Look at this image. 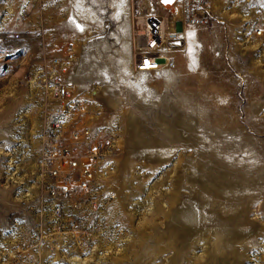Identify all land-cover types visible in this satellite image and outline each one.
<instances>
[{
  "label": "rangeland",
  "instance_id": "obj_1",
  "mask_svg": "<svg viewBox=\"0 0 264 264\" xmlns=\"http://www.w3.org/2000/svg\"><path fill=\"white\" fill-rule=\"evenodd\" d=\"M211 2L165 47L172 70L134 72L161 0H65L59 38L27 41L74 55L66 83L113 140L108 176L58 230L36 177L51 103L26 79V0H0V35L24 36L0 80V264H264V0Z\"/></svg>",
  "mask_w": 264,
  "mask_h": 264
},
{
  "label": "built area",
  "instance_id": "obj_2",
  "mask_svg": "<svg viewBox=\"0 0 264 264\" xmlns=\"http://www.w3.org/2000/svg\"><path fill=\"white\" fill-rule=\"evenodd\" d=\"M213 19L211 0H173L172 5H160L158 15L147 17L138 27V44L134 55L135 73H156L175 68L172 56L165 55V47L178 39L177 28H200ZM37 39L25 36V52L38 66L26 79L46 93L51 107L47 113L48 126L44 129L36 177L45 190L52 218L58 230H74L77 214L92 188L108 176L106 157L113 149L111 136H99L88 121L84 108L88 99L70 91L64 75L74 63V55L67 51L62 56L50 57L46 52H34L27 41ZM24 36L19 33L0 35V80L7 73V57L15 56ZM33 76V78H32Z\"/></svg>",
  "mask_w": 264,
  "mask_h": 264
},
{
  "label": "crops",
  "instance_id": "obj_3",
  "mask_svg": "<svg viewBox=\"0 0 264 264\" xmlns=\"http://www.w3.org/2000/svg\"><path fill=\"white\" fill-rule=\"evenodd\" d=\"M162 5H172L173 0H169L168 3L164 4L161 0ZM76 6H73V20L76 17L75 12ZM66 5L65 0H26V17H27V32L33 36L41 37L43 40L47 38L58 39L59 38V25L65 24L66 17ZM80 15L81 10H77ZM53 25L55 29L50 32L39 31L38 25ZM41 34V35H40ZM33 46V45H32ZM45 49L48 46L44 47ZM42 50V49H41ZM44 50V49H43Z\"/></svg>",
  "mask_w": 264,
  "mask_h": 264
},
{
  "label": "bare ground",
  "instance_id": "obj_4",
  "mask_svg": "<svg viewBox=\"0 0 264 264\" xmlns=\"http://www.w3.org/2000/svg\"><path fill=\"white\" fill-rule=\"evenodd\" d=\"M143 18V17H142ZM142 18H139V20L143 23L144 22V20L142 19ZM143 20V21H142ZM178 37H179V35H178ZM216 222V221H215ZM192 225V224H191ZM211 225V224H210ZM188 227V226H187ZM188 229H190V227H188ZM191 229H193V227H191ZM187 230V229H186ZM189 231V230H188ZM190 234V233H189Z\"/></svg>",
  "mask_w": 264,
  "mask_h": 264
}]
</instances>
